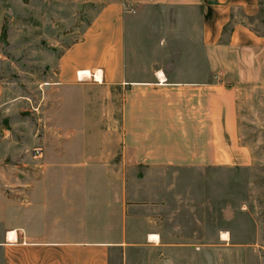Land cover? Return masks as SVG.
I'll list each match as a JSON object with an SVG mask.
<instances>
[{
  "label": "crops",
  "instance_id": "1",
  "mask_svg": "<svg viewBox=\"0 0 264 264\" xmlns=\"http://www.w3.org/2000/svg\"><path fill=\"white\" fill-rule=\"evenodd\" d=\"M257 10V0L104 5L58 57V91L78 93L63 113L74 129L44 146L40 178L11 208L37 224L10 220L5 264H126L138 249L189 246L169 223L191 203L193 174L252 163L234 83L260 73L264 37L247 22Z\"/></svg>",
  "mask_w": 264,
  "mask_h": 264
},
{
  "label": "rangeland",
  "instance_id": "2",
  "mask_svg": "<svg viewBox=\"0 0 264 264\" xmlns=\"http://www.w3.org/2000/svg\"><path fill=\"white\" fill-rule=\"evenodd\" d=\"M110 1L0 0V242L10 220L37 224L35 217L21 222L22 212L11 208L24 206L25 184L40 178L44 146L55 150L54 135L74 129L63 113L67 101H79L78 93L58 91V57ZM257 1L247 22L264 37V0ZM258 60L255 78L234 83L238 134L252 163L193 174L199 184L191 189V203L178 204L169 223L177 228L170 239L189 246L161 253L138 249L126 264H264V50Z\"/></svg>",
  "mask_w": 264,
  "mask_h": 264
},
{
  "label": "bare ground",
  "instance_id": "3",
  "mask_svg": "<svg viewBox=\"0 0 264 264\" xmlns=\"http://www.w3.org/2000/svg\"><path fill=\"white\" fill-rule=\"evenodd\" d=\"M223 236H224V238L225 239H227L228 238V233H224L223 234ZM9 239H14V237H15V234H14V232H10V233H8V236H7Z\"/></svg>",
  "mask_w": 264,
  "mask_h": 264
},
{
  "label": "built area",
  "instance_id": "4",
  "mask_svg": "<svg viewBox=\"0 0 264 264\" xmlns=\"http://www.w3.org/2000/svg\"><path fill=\"white\" fill-rule=\"evenodd\" d=\"M128 11H132L133 10V8L132 7H128V8H126Z\"/></svg>",
  "mask_w": 264,
  "mask_h": 264
},
{
  "label": "trees",
  "instance_id": "5",
  "mask_svg": "<svg viewBox=\"0 0 264 264\" xmlns=\"http://www.w3.org/2000/svg\"><path fill=\"white\" fill-rule=\"evenodd\" d=\"M257 4H258V1H257Z\"/></svg>",
  "mask_w": 264,
  "mask_h": 264
}]
</instances>
